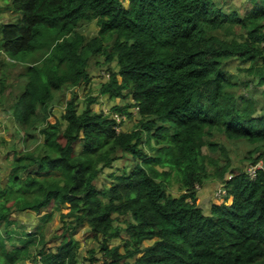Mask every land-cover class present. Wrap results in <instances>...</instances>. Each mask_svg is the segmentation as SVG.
I'll use <instances>...</instances> for the list:
<instances>
[{
  "label": "trees",
  "instance_id": "16d2710c",
  "mask_svg": "<svg viewBox=\"0 0 264 264\" xmlns=\"http://www.w3.org/2000/svg\"><path fill=\"white\" fill-rule=\"evenodd\" d=\"M5 2L13 19L0 28V51L21 62L26 78L13 119L27 142L42 138L35 151L16 154L8 185L0 181L5 264H79L76 235L86 227L102 264H264V171L255 181L247 167L233 171L228 150L213 141L218 133L246 142L254 148L248 163L264 161V0H249L243 18L217 0ZM93 22L99 33L87 39L79 29ZM96 58L116 64L101 96L128 104L106 115L94 112L93 96L81 109L75 93L61 119H50L65 90L91 85ZM243 86L260 89L262 105L239 97ZM132 110L135 129L118 133L115 115L132 120ZM122 154L136 167L99 188ZM209 181L226 196L214 192L207 215L197 186ZM172 184L185 193L170 195ZM26 213L41 223L12 218ZM57 214L63 226L53 248ZM115 241L122 248H110ZM89 253L93 262L97 252Z\"/></svg>",
  "mask_w": 264,
  "mask_h": 264
},
{
  "label": "rangeland",
  "instance_id": "374dc122",
  "mask_svg": "<svg viewBox=\"0 0 264 264\" xmlns=\"http://www.w3.org/2000/svg\"><path fill=\"white\" fill-rule=\"evenodd\" d=\"M247 2L249 0H217V4L221 8V10L227 14L232 12H237L241 18L244 17V10L246 8ZM7 3L5 0H0V28L2 29L3 26L8 25L12 22L11 13L6 10ZM100 28L97 26L96 22L91 24H84L80 29V33L84 35L87 39L95 38L99 33ZM237 33L241 34L242 32L237 29ZM15 62V63H12ZM21 62L13 61L10 57L3 52L0 51V181L4 186L8 185V178L12 172V164L15 162V156L17 153L21 154L23 152H31L35 151L37 146L42 143V138L40 140L39 135L37 134V138L35 141L27 142L20 132V128L14 122L11 106L16 102L18 97L21 95L23 91V87L26 84V78L24 77L25 67L20 64ZM5 67H4V66ZM116 66V64L114 65ZM112 66H107L104 64V59L96 58L90 62L89 66V73L92 77V83L90 86H82L78 89H67L65 90L55 101L50 119L56 118L61 119L65 104L64 101L71 98L72 94L77 93L78 100L81 104V109H84L87 104V99L91 96L98 99V104L93 106L94 112L104 114H110L111 109L114 106H122L124 107L127 105V102H123L122 100H117L115 102H111L107 97L101 96V84L106 83L109 80ZM238 66H240V62H234L230 66L231 69L238 71ZM245 75H242L241 80L244 83H247V78ZM238 96H245L247 98L255 99V101L260 105H262V97H261V90L250 86L249 88L243 86L239 92ZM134 113L132 120H130L127 116L120 117L117 116L120 121H124L122 126L119 128V132H126L130 133L135 129V126L138 123L139 117L137 114V110H132ZM220 146L225 147L231 159L232 170L236 171L242 170L245 171L246 167H248L251 163H248V155L254 149L252 146L247 144L246 142H230L227 138L221 134H216L215 139L213 140ZM136 163L133 159L128 156L122 154V158L118 161L112 170H106L100 176L98 180V187L99 188H108L111 185L113 179L110 178L112 174H121L123 171L131 172L134 167H136ZM230 175L227 176L229 178ZM207 190L203 193L199 194V207H201L204 212L209 215L211 211V203H212V195L214 191H218L222 188L223 185L220 181H209L206 184ZM200 188V187H199ZM202 190V188H200ZM168 193L175 198H179L185 192H182L179 189L178 185L172 184L168 188ZM67 212V211H65ZM20 215L22 214H15L12 218L20 220ZM33 218L31 221L34 223H41L40 216H37L34 213H31ZM45 215V214H44ZM43 216V215H42ZM31 217V216H30ZM29 219V218H28ZM32 223V222H30ZM63 223L61 221L60 214H57L54 218L53 224L50 226L49 230V238L50 235L54 240L53 246L50 244L51 247L54 248L56 241L54 237H58V233L62 228ZM35 228L26 227L25 229L22 227L19 229L20 232L23 230L28 231V233H33ZM14 229V227H12ZM4 233V227L0 229ZM89 232L88 227L82 229L77 235L76 240L81 243V260L79 264H102L104 262V258L102 254L99 252V246L97 241H93L87 237V233ZM120 241H115V243H111L110 248L121 246ZM148 246V243H146ZM122 248V246H121ZM89 251H96L97 253L94 256V261L89 262L88 258H90ZM0 264H5L4 260L0 258Z\"/></svg>",
  "mask_w": 264,
  "mask_h": 264
},
{
  "label": "built area",
  "instance_id": "2783aa9c",
  "mask_svg": "<svg viewBox=\"0 0 264 264\" xmlns=\"http://www.w3.org/2000/svg\"><path fill=\"white\" fill-rule=\"evenodd\" d=\"M118 118L117 115H115V119ZM117 123L120 125L123 121H120L119 119H116ZM120 126L117 127V131L119 130ZM119 132V131H118ZM264 170V161H260L257 164L250 166L248 169V175L252 180H256L257 179V175L259 171H263ZM217 196L219 198H223L226 196V192L224 190H219L217 193Z\"/></svg>",
  "mask_w": 264,
  "mask_h": 264
},
{
  "label": "crops",
  "instance_id": "0c3cea01",
  "mask_svg": "<svg viewBox=\"0 0 264 264\" xmlns=\"http://www.w3.org/2000/svg\"><path fill=\"white\" fill-rule=\"evenodd\" d=\"M207 190V187H206V185H205V187L204 188H202V190H201V192L200 193H203V192H205ZM215 192V191H214ZM214 200V193H213V195H212V201ZM31 213H26V214H23V215H20V220H21V222L24 224V225H27V226H30V225H35V223H30L31 222V215H30ZM29 218V219H28Z\"/></svg>",
  "mask_w": 264,
  "mask_h": 264
},
{
  "label": "clouds",
  "instance_id": "9594fccd",
  "mask_svg": "<svg viewBox=\"0 0 264 264\" xmlns=\"http://www.w3.org/2000/svg\"><path fill=\"white\" fill-rule=\"evenodd\" d=\"M117 116H118V115H117ZM123 122H124V121H123ZM123 122H122V123H123ZM122 123L119 125L120 127L122 126ZM116 130H117V128H116ZM117 132H118V131H117ZM118 133H119V132H118ZM260 161H263V160H260ZM260 161H258V162H260ZM258 162H257V163H258ZM257 163H255V164H257ZM255 164H250V165L247 167V170H246V174H247V175H248V169H249V167H250V166H253V165H255ZM263 171H264V170H263ZM259 172H260V171H259ZM259 172H258V173H259ZM248 176H249V175H248ZM257 176H258V175H257ZM231 178H232V175H230V177L227 178V179H228V180H231ZM250 179H251V178H250ZM251 180H252V179H251ZM253 181H255V180H253ZM221 186H222L221 189L224 190V185H221ZM197 189H198V191H201V189L199 188V186H197ZM221 189H220V190H221ZM218 191H219V190H218ZM218 191H216V195H217ZM223 198H224V197H223Z\"/></svg>",
  "mask_w": 264,
  "mask_h": 264
}]
</instances>
